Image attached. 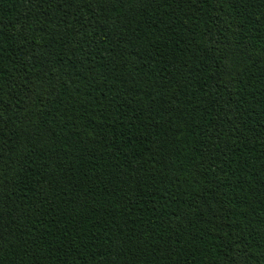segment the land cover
Returning <instances> with one entry per match:
<instances>
[{
    "label": "trees",
    "instance_id": "1",
    "mask_svg": "<svg viewBox=\"0 0 264 264\" xmlns=\"http://www.w3.org/2000/svg\"><path fill=\"white\" fill-rule=\"evenodd\" d=\"M0 264H264V0H0Z\"/></svg>",
    "mask_w": 264,
    "mask_h": 264
}]
</instances>
